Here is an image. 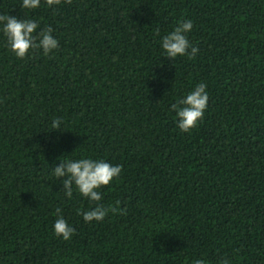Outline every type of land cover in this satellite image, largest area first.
I'll list each match as a JSON object with an SVG mask.
<instances>
[{"label":"trees","instance_id":"trees-1","mask_svg":"<svg viewBox=\"0 0 264 264\" xmlns=\"http://www.w3.org/2000/svg\"><path fill=\"white\" fill-rule=\"evenodd\" d=\"M0 15L58 40L20 59L0 34V264H264V0H0ZM186 19L199 52L171 60L160 37ZM201 82L208 106L181 132L170 105ZM64 156L121 165L100 203L123 212L85 223L94 204L52 175Z\"/></svg>","mask_w":264,"mask_h":264},{"label":"clouds","instance_id":"clouds-1","mask_svg":"<svg viewBox=\"0 0 264 264\" xmlns=\"http://www.w3.org/2000/svg\"><path fill=\"white\" fill-rule=\"evenodd\" d=\"M42 0H20V7L25 10H35L41 6ZM48 8L54 9L63 3H71V0H43ZM27 16V12L25 13ZM39 23L35 19H19L16 16L0 15V34L3 35L8 49L20 59H24L31 50H40L42 54L48 55L58 48V40L52 35V28L39 29ZM193 22L190 19L178 22L172 31L160 37L159 46L165 57L174 60L179 57H195L199 49L190 43L188 33L192 31ZM159 34V33H157ZM207 85L198 83L182 98L170 105L176 118V125L181 132H188L197 126L198 121L204 116L208 106ZM64 121L60 117L51 120V130L61 131ZM58 159V157H57ZM59 163L52 166V175L59 180L64 196L72 199L73 192L79 194L83 199L94 204L88 209H77V215L81 216L85 223L102 221L106 215L116 212H123L119 208V201L115 206L105 207L102 200L103 186L109 185L114 178H118L122 172V166L111 164L101 158L81 156L78 159L64 156L58 159ZM61 210L56 209V219L52 224L54 235L65 241L71 239L75 228L60 214ZM194 264H208L205 259H197ZM216 264H231L227 256H221Z\"/></svg>","mask_w":264,"mask_h":264}]
</instances>
